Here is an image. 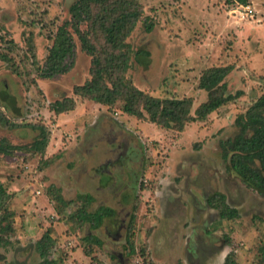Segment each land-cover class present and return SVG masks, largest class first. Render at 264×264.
<instances>
[{
	"label": "rangeland",
	"instance_id": "374dc122",
	"mask_svg": "<svg viewBox=\"0 0 264 264\" xmlns=\"http://www.w3.org/2000/svg\"><path fill=\"white\" fill-rule=\"evenodd\" d=\"M133 1L140 16L124 40L125 77L149 96L190 99L181 132L122 113V101L75 96L91 69L76 37L70 72L39 78L75 0H0V91L18 109L0 101L13 124L0 123V139L16 148L0 153V264H220L229 252L237 264H264V198L223 158L235 120L264 93V0ZM97 21L80 29L104 57L112 50ZM139 48L149 51L148 68L132 57ZM65 98L75 109L54 113ZM40 127L49 131L42 153L30 149ZM216 192L237 219L220 220L207 206ZM81 209L96 212L100 226L82 221Z\"/></svg>",
	"mask_w": 264,
	"mask_h": 264
},
{
	"label": "trees",
	"instance_id": "16d2710c",
	"mask_svg": "<svg viewBox=\"0 0 264 264\" xmlns=\"http://www.w3.org/2000/svg\"><path fill=\"white\" fill-rule=\"evenodd\" d=\"M246 6L247 0H232ZM96 8V16L92 14ZM70 19L58 27L52 45L48 49L43 67L39 70V78L52 80L65 75L73 68L76 37L81 50L91 58L90 79L82 85L73 87V94L82 99L97 104L112 107L122 101L121 112L139 120L148 121L164 129L183 131L185 125L191 121V100L188 98H155L132 85L125 77L131 64L128 63L129 55L122 49L126 46L125 38L129 35L133 24L138 20L140 11L133 0H75L69 8ZM98 18V26L108 49L104 57L97 55L95 45L91 44L87 35L80 27L92 19ZM147 33L152 31L151 23H144ZM117 52V53H112ZM129 52V50H128ZM134 61L141 68H148L150 64L149 51L139 48L132 53ZM0 101L10 111L18 109L14 104V97L6 89L0 91ZM75 109L72 99L65 98L53 104L52 111L56 114L66 113ZM193 120V119H192ZM0 123L13 126L0 111ZM239 130L230 141L223 143L224 159L228 168L237 178L258 196L264 198V93L251 104L242 115L235 120ZM49 142V131L40 127V134L30 149L42 153ZM10 147L0 139V153H11ZM223 151V149H222ZM47 196L57 203L67 207L71 201H65L59 190L49 189ZM90 203L92 198L78 197ZM206 204L218 212L220 220H235L239 217L237 209L227 204L226 196L216 192L206 198ZM111 210L110 213L111 214ZM96 212L90 213L81 209L78 217L84 222L93 223V228H98L102 222ZM10 215V213H8ZM107 216V214L105 213ZM91 238V237H90ZM230 241H228L229 245ZM259 252L264 258V245L259 247ZM223 264H237L235 256L229 252Z\"/></svg>",
	"mask_w": 264,
	"mask_h": 264
},
{
	"label": "built area",
	"instance_id": "2783aa9c",
	"mask_svg": "<svg viewBox=\"0 0 264 264\" xmlns=\"http://www.w3.org/2000/svg\"><path fill=\"white\" fill-rule=\"evenodd\" d=\"M244 10H246V11H247L246 15H247V14H251V10H250V9H248L247 7H246V9H244Z\"/></svg>",
	"mask_w": 264,
	"mask_h": 264
},
{
	"label": "crops",
	"instance_id": "0c3cea01",
	"mask_svg": "<svg viewBox=\"0 0 264 264\" xmlns=\"http://www.w3.org/2000/svg\"><path fill=\"white\" fill-rule=\"evenodd\" d=\"M220 259H221V257H220ZM220 261V260H219ZM223 262H224V260L222 259V261L220 262V264H223Z\"/></svg>",
	"mask_w": 264,
	"mask_h": 264
}]
</instances>
